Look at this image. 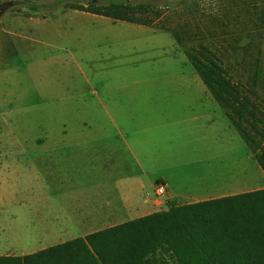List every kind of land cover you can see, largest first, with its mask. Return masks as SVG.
Returning <instances> with one entry per match:
<instances>
[{"label": "rangeland", "instance_id": "374dc122", "mask_svg": "<svg viewBox=\"0 0 264 264\" xmlns=\"http://www.w3.org/2000/svg\"><path fill=\"white\" fill-rule=\"evenodd\" d=\"M10 1L0 15L1 239L28 251L80 235L88 228L75 224L118 200L122 174L139 176L137 199L161 177L187 201L210 171L194 162L204 142L249 151L171 31L206 43L264 112V0H126L148 4L138 16L150 25L67 5L107 0Z\"/></svg>", "mask_w": 264, "mask_h": 264}, {"label": "trees", "instance_id": "16d2710c", "mask_svg": "<svg viewBox=\"0 0 264 264\" xmlns=\"http://www.w3.org/2000/svg\"><path fill=\"white\" fill-rule=\"evenodd\" d=\"M72 9L150 25L148 4L107 0ZM34 9V8H33ZM259 19L264 23V10ZM172 30L176 43L238 131L264 173V112L204 42ZM253 94V93H252ZM0 264H264V188L197 202L166 199V209L38 251L0 256Z\"/></svg>", "mask_w": 264, "mask_h": 264}, {"label": "crops", "instance_id": "0c3cea01", "mask_svg": "<svg viewBox=\"0 0 264 264\" xmlns=\"http://www.w3.org/2000/svg\"><path fill=\"white\" fill-rule=\"evenodd\" d=\"M231 145L233 144L229 141H206L202 144L203 152H205L206 155L194 162L201 160L206 161L210 171H208L205 177L203 176L201 178V175L198 176L196 185L191 188L190 194L188 195L189 199H187V201L178 203L216 199L264 188V185L258 183L260 182L258 180L263 179L262 177H264V173L258 164H254L257 162L254 159L251 151L244 150V154L241 157L239 156V151L236 152V150L230 149ZM215 147L218 148L217 151L214 150ZM236 153H238V156ZM230 158L231 162L229 164L226 163L225 160H230ZM216 159L217 164L212 165L209 163L211 160ZM36 175L37 173L35 172V179ZM133 180L137 183H140V178L138 175L122 174L119 177L120 189H117L118 200L114 199L113 201H110L109 199H106L103 202L104 205L101 208L105 213L102 217H100L101 220L94 221L91 217L90 219L87 218V220L81 221L79 224L77 223L74 225L88 228L80 235H74L67 239L54 240L51 242V244L53 245L62 243L76 237H84L85 235L98 231L102 228L114 226L124 221L154 211L166 209L167 198L176 201V196L173 195L174 193H171L167 184L163 182L161 177L154 181V190L152 196H144L137 199V195L135 196L136 193L131 188ZM156 182H163L165 184L167 188V194L165 197L155 195ZM128 213L130 215H127ZM47 226L49 225L47 224ZM0 230L4 232V228L2 226H0ZM6 234H11V232H7ZM27 241L35 243L41 242L42 239L33 237ZM19 244L20 241H16L15 237H11V239L0 238V256H18L32 253L50 246H43L39 249H30L27 251L22 249Z\"/></svg>", "mask_w": 264, "mask_h": 264}, {"label": "built area", "instance_id": "2783aa9c", "mask_svg": "<svg viewBox=\"0 0 264 264\" xmlns=\"http://www.w3.org/2000/svg\"><path fill=\"white\" fill-rule=\"evenodd\" d=\"M167 194V188L163 182H156L155 184V195L165 197Z\"/></svg>", "mask_w": 264, "mask_h": 264}, {"label": "water", "instance_id": "95a60500", "mask_svg": "<svg viewBox=\"0 0 264 264\" xmlns=\"http://www.w3.org/2000/svg\"><path fill=\"white\" fill-rule=\"evenodd\" d=\"M88 3L94 2V0H87ZM11 5L10 0L0 2V15Z\"/></svg>", "mask_w": 264, "mask_h": 264}]
</instances>
